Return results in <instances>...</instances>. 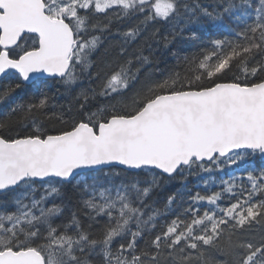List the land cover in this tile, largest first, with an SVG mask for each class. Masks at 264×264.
I'll list each match as a JSON object with an SVG mask.
<instances>
[{
  "label": "snow or ice",
  "instance_id": "obj_1",
  "mask_svg": "<svg viewBox=\"0 0 264 264\" xmlns=\"http://www.w3.org/2000/svg\"><path fill=\"white\" fill-rule=\"evenodd\" d=\"M155 25L176 58L160 78L150 44L129 50ZM201 29L218 35L172 51ZM0 81V264H264V0H0ZM233 166L180 208L152 199Z\"/></svg>",
  "mask_w": 264,
  "mask_h": 264
},
{
  "label": "trees",
  "instance_id": "obj_2",
  "mask_svg": "<svg viewBox=\"0 0 264 264\" xmlns=\"http://www.w3.org/2000/svg\"><path fill=\"white\" fill-rule=\"evenodd\" d=\"M188 3L195 4L199 2L201 5L209 6L212 4L213 0H187ZM135 22L126 21L123 25H115L113 28V35H109L105 37V42L103 47L100 50L99 58L104 56V50L109 49L112 51L120 46L122 40L120 37L116 36L114 33L116 28H120L121 30L126 29L129 26H132ZM169 26H161L155 25L148 29V31L144 34L143 37L133 46L130 47V51H135L136 49L143 47L145 54L147 55L150 51L148 45L152 46L151 51L154 52V62L148 69V72L151 73L153 77L160 78L167 74L169 69L176 63V58L168 53L162 46V44H157L156 40H162L163 36L167 34L170 30ZM159 29V35L156 38H152V33ZM218 33L214 29H209L207 31L201 29V40L199 41H178L172 46V51H179L180 55H190L194 51L197 50V46L201 44H206L209 37L217 36ZM4 83L0 81V84ZM84 86L88 87L89 82L87 80L84 81ZM79 91V89H77ZM48 94L54 97V103L57 105L59 109L60 106H63L65 111L67 110L70 104L74 105V96L75 92L68 93L64 91L63 87L59 84H52L50 89L48 90ZM31 96V89L22 90L17 94V99L23 98L28 99ZM7 112V108L4 106H0V118H2ZM234 172V174L239 175V171L235 170V166L230 170L225 168L223 171H215L212 173H199L198 175L187 176L186 179H181L177 176L173 180H165L161 187L155 191L153 194V201L156 202V205L162 207L168 196L173 194L177 195V206L180 208L181 201L184 203L187 202L188 196L190 193H195L197 191L202 194L207 191L208 194H211L212 191H220V181L221 179H228L229 173ZM145 177L141 176V179ZM116 183H119V178H116ZM205 182H207V188L205 187ZM39 195V193H37ZM78 193L74 192L72 185H68L65 189V203L68 205L69 211L75 209L76 201H77ZM10 199L9 196L0 195V201H8ZM221 203H224L223 201ZM204 207H208L207 204L202 205V209ZM167 218H161L159 221V225L157 230H159V226L163 225ZM211 252V250H209Z\"/></svg>",
  "mask_w": 264,
  "mask_h": 264
}]
</instances>
